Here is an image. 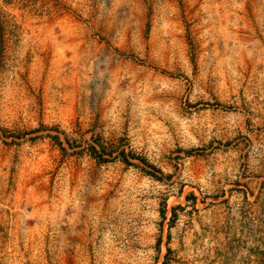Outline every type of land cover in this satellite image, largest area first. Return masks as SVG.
<instances>
[{
    "label": "rangeland",
    "instance_id": "obj_1",
    "mask_svg": "<svg viewBox=\"0 0 264 264\" xmlns=\"http://www.w3.org/2000/svg\"><path fill=\"white\" fill-rule=\"evenodd\" d=\"M0 264H264V0H0Z\"/></svg>",
    "mask_w": 264,
    "mask_h": 264
},
{
    "label": "trees",
    "instance_id": "obj_2",
    "mask_svg": "<svg viewBox=\"0 0 264 264\" xmlns=\"http://www.w3.org/2000/svg\"><path fill=\"white\" fill-rule=\"evenodd\" d=\"M96 150V149H95ZM134 160H143V159H141L140 157H137V156H135L134 158H133ZM128 162V164H133V163H129V161H127Z\"/></svg>",
    "mask_w": 264,
    "mask_h": 264
}]
</instances>
